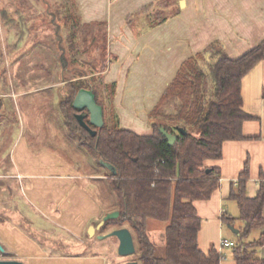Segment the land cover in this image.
Here are the masks:
<instances>
[{
    "label": "trees",
    "instance_id": "1",
    "mask_svg": "<svg viewBox=\"0 0 264 264\" xmlns=\"http://www.w3.org/2000/svg\"><path fill=\"white\" fill-rule=\"evenodd\" d=\"M173 2L155 0L140 7L126 16L128 28L138 36L158 26L178 11L172 8L166 12ZM60 8L71 31L70 46L79 28L106 26L103 21H83L76 0H63ZM48 50L55 53L54 49ZM262 59L264 39L235 58L228 56L218 41L193 53L182 62L160 102L148 112L152 129L148 134L120 125L113 103L115 82L100 81L104 89H109L102 97L93 84H85L80 79L72 83V94L60 104L65 127L69 135L77 136L80 146L87 149L98 165L109 170L107 181L116 198L113 210H118L119 215L103 225L129 223L138 243L140 264H220V256L225 255L223 249L218 251L211 245L204 252L198 246L201 218L193 202L208 199L219 185V167L208 166L205 160L220 158L225 140L247 138L242 133V123L254 117L242 108L241 80ZM76 74L83 76L77 71ZM81 87L94 92L104 111L103 125L98 128L91 125L96 129L94 135L75 118L79 110L72 106V100ZM262 94L264 96V90ZM85 121L88 123L87 117ZM160 127L175 135L172 144H168ZM248 177L247 159L236 179V188L229 192V198L238 206V214L223 212L221 221L222 225L234 228L236 220L242 222L229 246L235 264H264V259L257 254L258 247L264 244V231L246 240L252 229H260L264 224V175L259 172V186L252 197L245 193ZM149 218L167 222L161 247L148 237Z\"/></svg>",
    "mask_w": 264,
    "mask_h": 264
},
{
    "label": "crops",
    "instance_id": "2",
    "mask_svg": "<svg viewBox=\"0 0 264 264\" xmlns=\"http://www.w3.org/2000/svg\"><path fill=\"white\" fill-rule=\"evenodd\" d=\"M153 1L76 0L83 21L106 23L108 46L116 59L110 62L104 80L116 84L114 106L120 125L141 134L151 133L148 112L160 102L163 91L189 56L218 41L228 56L235 58L264 39V0H175L172 8L178 11L174 15L135 36L125 24L126 16ZM263 90L264 59L241 80L242 108L254 117L242 123V133L247 138L225 140L222 156L205 160L206 165L219 167L220 179L208 199L193 202L201 218L197 242L204 252L211 245L219 248L221 239L233 240L222 237L221 215L231 214L237 206L229 192L236 188L235 180L244 162L248 159L247 196L256 194L259 172L264 175ZM26 94L27 90L12 89L0 93V164L7 165L0 176L18 183L19 195L31 204L41 205L35 208L53 224L80 235L98 211L96 200L73 183L78 175L70 165L24 137L22 108L18 104ZM52 196L65 198L66 202L48 207V200H54ZM260 231H264V224L257 229V235ZM0 241L25 264H108L103 253L50 254L22 232L3 224ZM222 249L225 259L220 264H235L231 249ZM257 254L264 259V244L258 247Z\"/></svg>",
    "mask_w": 264,
    "mask_h": 264
},
{
    "label": "rangeland",
    "instance_id": "3",
    "mask_svg": "<svg viewBox=\"0 0 264 264\" xmlns=\"http://www.w3.org/2000/svg\"><path fill=\"white\" fill-rule=\"evenodd\" d=\"M62 2L0 0V93L11 89L16 92L27 90L18 104L22 108L24 137L33 145H41L42 149L55 153L70 165L78 175L73 183L82 186L96 200L98 211L84 225L80 235H75L53 224L35 208L41 205L24 200L19 195L18 183L0 176V224L12 226L50 254L103 253L107 256L108 264H123L130 260L139 262L136 236L127 221L111 222L95 229L92 235L88 233L90 225H96L107 212L116 209V198L108 185L109 170L98 165L87 149L80 146L76 135H69L60 104L72 94V83L77 79L96 86L100 97L108 92L109 89H104L100 81H105V71L116 56L109 49L107 29L103 24L79 28L74 38L75 47L70 46L71 31L63 19ZM172 5L166 12L172 10ZM49 48L54 49L55 53L52 54ZM75 70L83 76H78ZM0 166L3 169L0 174H3V167L7 168V165L1 163ZM63 200L66 202L65 198L49 199L48 207H58ZM231 214H238L236 205ZM166 224L153 218L147 220L148 237L157 247L163 245ZM240 225L241 221L234 222L236 229ZM119 227L130 229L134 253H118V239L108 234ZM222 237L235 239L227 224L222 225ZM256 237L257 229H252L246 240ZM0 243L4 247L0 251V259H16V252Z\"/></svg>",
    "mask_w": 264,
    "mask_h": 264
},
{
    "label": "water",
    "instance_id": "4",
    "mask_svg": "<svg viewBox=\"0 0 264 264\" xmlns=\"http://www.w3.org/2000/svg\"><path fill=\"white\" fill-rule=\"evenodd\" d=\"M182 5V1L180 3ZM72 106L79 110L75 113V118L78 123L85 128L91 135L96 133L95 127H101L103 125V109L102 106L97 103L94 92L89 88H79L72 100ZM88 118V123L85 118ZM160 132L165 136L168 144H172L175 141V135L164 130L163 127L159 128ZM105 166L111 168V166L105 163ZM119 215L118 210L107 212L102 219L96 225H90L88 228L89 235H92L95 229H98L108 219L116 218ZM233 233H237L238 229L233 226H229ZM108 235H113L118 239L117 251L121 255H128L135 252V245L132 233L127 227H119L113 229ZM105 235H102V237ZM4 247L0 243V251H3ZM0 264H25L17 259H0ZM123 264H139L136 260L126 261Z\"/></svg>",
    "mask_w": 264,
    "mask_h": 264
},
{
    "label": "built area",
    "instance_id": "5",
    "mask_svg": "<svg viewBox=\"0 0 264 264\" xmlns=\"http://www.w3.org/2000/svg\"><path fill=\"white\" fill-rule=\"evenodd\" d=\"M235 182H236V180H235ZM231 245H232V242L231 241H228L226 239H221L220 240V247L217 248V249H218V251H221L222 247H229ZM223 259H225V255H221L220 256V261H222Z\"/></svg>",
    "mask_w": 264,
    "mask_h": 264
}]
</instances>
